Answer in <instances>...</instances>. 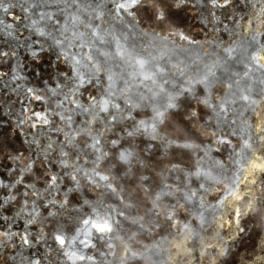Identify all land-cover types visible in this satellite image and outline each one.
Listing matches in <instances>:
<instances>
[{"label":"snow or ice","instance_id":"snow-or-ice-1","mask_svg":"<svg viewBox=\"0 0 264 264\" xmlns=\"http://www.w3.org/2000/svg\"><path fill=\"white\" fill-rule=\"evenodd\" d=\"M16 7L0 82L32 138L0 124L25 218L0 246L39 224L53 264H264V234L240 250L264 233V0H20L27 35Z\"/></svg>","mask_w":264,"mask_h":264},{"label":"water","instance_id":"water-1","mask_svg":"<svg viewBox=\"0 0 264 264\" xmlns=\"http://www.w3.org/2000/svg\"><path fill=\"white\" fill-rule=\"evenodd\" d=\"M13 3L17 4V7L12 10V12L23 17V13L19 7L20 0H12ZM0 20H5L6 22H13L6 16L3 12H0ZM185 27L191 31L194 36L198 38H202L203 32L201 31V25L198 22V18L192 16L191 13H188L185 17ZM25 21L23 18L20 20L18 24L15 26L20 29V31H25L24 29ZM2 27V26H0ZM25 35H27L25 31ZM5 36L0 33V46L4 44ZM22 98V97H21ZM17 101V95L11 91V89H5L3 87L2 82H0V124H3L4 127L8 129V134L10 136V140L15 147L21 148L26 153L29 152V145L25 144V139H31V132L29 129L25 128L23 131L25 134H21V130L15 127L16 115L20 113L21 106L19 103H15ZM27 103V102H26ZM13 106L14 114L9 117L7 114V109L9 106ZM4 163H10L9 161H0V172H3L4 175L0 176V179H4L7 183V173L8 169L4 168ZM5 197V192L0 190V205H3V200ZM211 200L212 198L209 197ZM8 217V221L5 222L2 217ZM249 227L251 224L249 221H244ZM10 230L11 232L19 233L21 235L25 234V218L22 214H20V204L11 203L7 205H3L0 207V231ZM39 231L40 225H29L27 227V232L29 234V239L31 243L29 245H24L19 238L13 240L12 244L8 247L0 246V264H20L21 259H23L24 264H29V261H39L40 264H53V260L56 259L55 254L51 257L48 255L49 247L52 245V241L50 238L47 239V242L44 240H39ZM264 233H260L258 230L253 233L249 232V241L247 245H241L240 250L243 252L245 247H250L252 243H255L259 240L260 235ZM15 258V259H13Z\"/></svg>","mask_w":264,"mask_h":264}]
</instances>
